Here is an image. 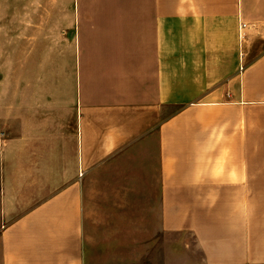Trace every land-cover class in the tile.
Masks as SVG:
<instances>
[{"label": "crops", "instance_id": "1", "mask_svg": "<svg viewBox=\"0 0 264 264\" xmlns=\"http://www.w3.org/2000/svg\"><path fill=\"white\" fill-rule=\"evenodd\" d=\"M39 1L78 46L6 100L0 264H264V0Z\"/></svg>", "mask_w": 264, "mask_h": 264}, {"label": "rangeland", "instance_id": "2", "mask_svg": "<svg viewBox=\"0 0 264 264\" xmlns=\"http://www.w3.org/2000/svg\"><path fill=\"white\" fill-rule=\"evenodd\" d=\"M10 2H16L15 4H17L18 1L0 0L1 10L5 7V3ZM22 3L23 7L29 10L21 12L24 15V21L19 20L20 12L14 11L15 7L18 6H11V4L7 12L0 11V131L4 129V112L8 103L6 100H9L11 92L18 91L17 94L19 95V89L17 90L19 80L21 78L28 80L27 84L31 86L32 90L35 84L38 83L43 85L44 88L50 87L53 55L55 54V58L58 57L56 61L60 69H67L70 62L69 55L73 54L74 50L77 52L78 45L68 43L53 44L50 42L53 36V28L50 26V22L43 28H30V26L36 24L35 22H38L31 20L29 17L33 14L30 9L35 8L37 5L36 0H30L28 3L25 0ZM38 3L42 7L41 1ZM48 5H50V0H44L43 7L49 8ZM21 23L28 25V27L26 29L20 28L18 25ZM26 35L29 42L20 43L19 40L21 38L24 39ZM37 37L45 42H31ZM23 68L27 69V77H23L24 75L20 76L19 70ZM42 68L46 69L43 71V78L36 76L35 73L36 69ZM38 73L41 74V72ZM40 77L43 81H40ZM36 79L39 80L36 81ZM11 89L12 91H10ZM184 241L191 244L192 238L189 236L182 237L179 234L172 235L173 264H179L181 243Z\"/></svg>", "mask_w": 264, "mask_h": 264}, {"label": "built area", "instance_id": "3", "mask_svg": "<svg viewBox=\"0 0 264 264\" xmlns=\"http://www.w3.org/2000/svg\"><path fill=\"white\" fill-rule=\"evenodd\" d=\"M241 37H242V35H241Z\"/></svg>", "mask_w": 264, "mask_h": 264}]
</instances>
